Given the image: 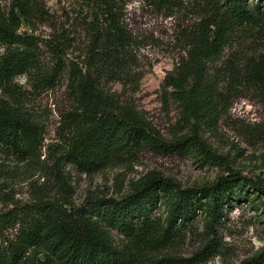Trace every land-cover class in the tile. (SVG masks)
<instances>
[{
  "label": "trees",
  "instance_id": "1",
  "mask_svg": "<svg viewBox=\"0 0 264 264\" xmlns=\"http://www.w3.org/2000/svg\"><path fill=\"white\" fill-rule=\"evenodd\" d=\"M0 15V84L9 87L33 73L48 88L64 74L61 63L69 47L63 36L50 45L20 32L29 16L25 0ZM94 11L90 45L83 66L68 67V92L73 109L67 116V149L63 161L84 173L102 170L123 159L134 147L152 142L136 112L105 89V82L131 84L127 54L130 35L122 25L123 0H87ZM164 5L171 0H154ZM165 2V4H164ZM264 0H214L189 36L184 56L162 82L163 101L174 100L195 118L211 115L238 83L264 91V56L248 58L240 72L227 60L221 72L210 73L230 41L264 40ZM40 44L52 53L54 66L45 69ZM37 126L17 106L0 99V154L32 162L40 148ZM183 141L174 143L182 145ZM250 191L264 195L261 181L238 174L219 177L200 187L182 188L160 176H147L124 197L108 199L89 213L84 207H63L43 200L0 209V264H198L216 251L214 226L230 201L245 200ZM0 193V206L6 205ZM159 207V208H158ZM163 210L164 218L156 215ZM198 215L213 237L190 259L160 256L188 232ZM159 255V256H158ZM240 264H264V250Z\"/></svg>",
  "mask_w": 264,
  "mask_h": 264
},
{
  "label": "rangeland",
  "instance_id": "2",
  "mask_svg": "<svg viewBox=\"0 0 264 264\" xmlns=\"http://www.w3.org/2000/svg\"><path fill=\"white\" fill-rule=\"evenodd\" d=\"M12 1L0 0L1 16L7 15ZM25 1L29 16L20 32L48 45L53 36L61 35L69 47L61 59L66 71L53 87L43 86L33 73L16 77L9 87L0 84V99L24 112L41 136L32 162L0 154V193L8 202L0 209L9 203L43 200L66 208L84 207L94 214L97 205L124 197L152 175L182 188L208 185L229 174L259 180L264 186V91L238 83L228 101L216 104L211 115L198 118L180 103L162 99L164 77L184 56L189 36L214 0H171L165 6L154 0H123L120 17L131 38L127 54L132 80L125 86L117 82L104 86L137 113L153 141L91 173L66 164L62 156L69 140L66 119L73 109L68 67L81 68L85 62L94 11L87 0ZM40 47L48 70L54 66L52 53L44 45ZM3 53L0 46V57ZM259 56H264V40L235 39L218 60L209 63L210 73L224 70L227 60L232 69L226 71L240 72L248 58ZM183 140L182 145H174ZM250 192L247 199L230 201L224 207V217L214 226L216 251L198 264H240L264 250V195ZM156 215L163 219V210ZM204 223V217L198 215L184 237L160 256L190 259L213 237L205 232Z\"/></svg>",
  "mask_w": 264,
  "mask_h": 264
}]
</instances>
